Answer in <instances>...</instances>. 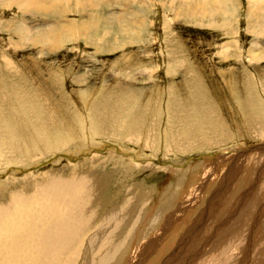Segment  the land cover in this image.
Here are the masks:
<instances>
[{
  "label": "rangeland",
  "instance_id": "374dc122",
  "mask_svg": "<svg viewBox=\"0 0 264 264\" xmlns=\"http://www.w3.org/2000/svg\"><path fill=\"white\" fill-rule=\"evenodd\" d=\"M25 26L30 29L25 31ZM221 70L231 73L234 86L225 84ZM263 70V0H72L55 10L29 12L16 5L3 7L0 1V139L13 144L27 126L39 127L54 114L50 106L44 107L47 115L40 114L41 106L16 109V97L50 91L65 109L69 105L71 114L74 105L84 108V94L96 89L99 95L89 105L95 112L94 141L80 151L70 141L55 150L42 149L37 160L23 166H0L6 170L0 177L6 178L20 165L10 187L0 188V202L13 190H29L41 180L75 172L93 179L99 210L104 211L121 203L127 186H132L138 205L148 200L149 210L141 212L136 223L143 230L122 236L117 256L103 249L101 254L109 258L105 264H196L203 252L214 250L211 245L227 239L220 236L230 234L231 226L241 231L240 246L247 245L254 240L249 235L251 210L264 205V136L253 133L255 120L242 114L235 96L259 101L264 109ZM134 92L139 99L134 108H140L130 110ZM221 101H233L239 108L231 115L228 106L223 108L228 120L233 115L229 128L223 124L219 133L200 136L190 117L207 116L210 108L220 115ZM216 117L212 113L207 119ZM14 119L21 126L17 134ZM133 127L149 140L126 141L123 134ZM6 128L10 132H1ZM33 130L28 127L25 135ZM176 140L181 142L174 144ZM117 153L144 156L139 166L126 169L128 159L117 162ZM99 155L106 158L92 164ZM150 161L152 166L142 167ZM27 174L35 178L24 179ZM200 187L194 202L192 193ZM194 225L201 230H192ZM148 231L160 233L154 237ZM150 239L155 250L151 253L150 248L144 251ZM240 257L242 252L233 264H239Z\"/></svg>",
  "mask_w": 264,
  "mask_h": 264
},
{
  "label": "bare ground",
  "instance_id": "6f19581e",
  "mask_svg": "<svg viewBox=\"0 0 264 264\" xmlns=\"http://www.w3.org/2000/svg\"><path fill=\"white\" fill-rule=\"evenodd\" d=\"M0 1L3 7L16 5L17 9L21 12H29L30 10H55L56 8L58 9L59 7L68 5L72 0ZM24 29L25 31H28L30 27L25 26ZM51 35L57 34L54 33ZM9 65H11V63L8 62V66ZM229 69L231 71V68ZM221 72L222 75H224L223 80L225 84L228 87L230 84H232L231 87L234 86L235 82H232L233 79L230 77L231 73L229 74V71L226 73V71L223 72L222 70ZM262 74L264 75V70L262 71ZM95 90H93L91 93L84 94V97H82V100L84 101L82 105H85L84 108H80L78 105L75 107L74 105L71 114L67 113L69 105H67L68 108L65 109L64 105L60 104L62 100L59 98L56 99V96L50 91H46L45 93H35L33 95L24 94V97L21 96L23 94L22 92L18 93L21 97H16L18 98V103L15 106L16 109L25 111L27 109H35L38 108V106H41L39 107L40 114L47 115L44 107L50 106L54 114H56V118L55 115L52 114L50 115V121H40L42 123H40L39 127L35 128L34 126L26 125L27 128L24 130L23 134L19 133L21 132V126H19L18 122L16 123V120L14 119L12 121V125L16 130V134L19 133V135L15 137L13 144H9L10 142L0 139V166L6 165V169H8L7 163L13 162L24 165L27 160H37L39 156L36 154L42 153V149H54L56 145L63 146L70 141H72L73 148L77 149L76 151H80L81 148L89 146V143L94 141V136L96 135L95 131L97 130L96 125L92 122L94 117L91 116L95 112L94 110H91L89 106L90 100L95 102L99 98L98 90ZM134 98L136 101H134L132 98L128 101L130 110L140 108V104L139 106L137 105L138 107L136 106V108H134V105L139 102L137 94H135ZM235 99V103L243 112L242 114H250V116H253L255 120V123H253L251 127L253 133L261 135L260 137L264 136V118L261 120L259 115L262 114L264 117V109L262 104L259 101L253 100L247 96H235ZM20 101L22 102L20 103ZM24 102L27 104H24ZM221 102L219 103V107L222 111L220 115L217 109L213 110L210 108L211 112L207 113V116L205 114L204 116L203 113H200L198 117H190L192 120L191 123L194 122L195 125L199 127L200 136L201 134L207 132L219 133L223 129V124H225V128H227V125H229L228 122L233 117V115L228 120L226 115H224L227 114V111H225L226 108L228 109V113L230 115L231 112L236 113V111L239 109L238 107L233 106V101L231 104L227 103L228 100L227 102ZM224 107H226L225 110L223 109ZM231 108L232 110H230ZM212 113L217 114L218 117H216V119H207L208 117L212 116ZM61 114L62 118L59 117ZM127 115L129 117L130 112ZM203 116L207 117L205 118L206 120L203 118ZM138 119L139 114H136L133 120L136 122ZM28 127L34 130L33 132H30V134L25 135L28 132ZM1 132H10V130L6 128ZM221 135L222 134L218 135L217 137L219 138ZM123 137L126 139V141H134L136 138L140 141L149 140V138L144 137L142 133L139 134L137 130L134 129V127L131 129V132H125ZM188 140L189 139H182V141ZM207 141L203 143L207 144ZM178 142L181 141L176 140L173 143L177 144ZM140 148L142 149V147ZM133 150L132 152L135 153V150ZM137 153H139V150ZM17 154H20V157L17 156L16 158L12 159L6 157L7 155L14 156ZM142 156L144 155L139 154L138 156H135L133 154L131 156L130 154L129 156H124L121 155V153H117L115 159H117V162H122L123 160L128 159L125 168L130 169L132 166L140 165V158H143ZM90 158H86V161L88 160L90 162ZM105 158V156L99 155L97 158H92L93 160L91 161L92 164H95L104 160ZM59 160L60 158L55 160V162ZM79 164L80 163L73 164V168L75 169L77 166H79ZM20 165L13 166V170L9 175L6 176V178L0 177V188L2 191L9 188L10 184L14 182L13 175L18 170L17 168ZM145 166H152V162L150 161L145 165H142V167ZM4 172H6V170H1L0 176H2ZM29 178L33 179L35 177L30 176L29 174L24 176V179ZM91 180L93 179L90 178L89 180L84 177H79L74 172L70 177H51L47 178L45 182L41 180L29 190L22 189L11 191L9 198L0 202V264H105L109 258L101 254L103 249H108L111 252L115 251V256H117L121 252V237L130 235L136 231H138L140 234L141 230H143L139 229L136 223L140 222L139 217L143 215L141 212H146V209H148L145 206V204H148V200H145L141 202L140 205H138V194L134 191L132 186L128 185L126 188L127 194L121 203L113 204L111 208H106L108 210L100 211L96 197L98 188L92 183ZM196 190V192L192 193L194 202L199 197L200 193H202L203 187H200V190H198V188ZM261 190L264 197V189L262 188ZM230 194H232V192ZM181 214L182 212L177 214V216L179 217ZM250 218L252 219V223L249 226V235H253H251L254 238L253 241L249 239L250 242H248L247 245L245 244V246L241 247V231L238 232L236 229L237 226L234 228L231 226L227 233L232 234L234 232L232 237L229 238L230 234L221 235V238L226 237L227 239L218 246V241H216V244L211 245L214 250L209 251V249V252H203L204 255L202 258L199 260L195 259L196 264H211L214 260H219V264H233L237 260V254L239 252H242V255L244 256L239 258V264H264V205L260 210H251ZM260 218L263 220H260ZM170 219L171 217L167 218V221L163 226L164 228L168 227V224L171 221ZM174 220L175 219H173V221ZM194 226L195 227L192 230L196 232L201 230L200 228L198 229L196 225ZM148 233L150 232L148 231ZM159 233L160 232L157 233L151 231L150 234L156 237V234L158 236ZM153 239L149 240L144 248V251H146L147 248H150L148 251L149 253L155 251L153 250L152 245ZM217 240H219V238ZM251 245L253 247L249 253V248ZM224 249H228V253L223 251Z\"/></svg>",
  "mask_w": 264,
  "mask_h": 264
}]
</instances>
